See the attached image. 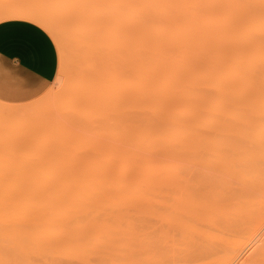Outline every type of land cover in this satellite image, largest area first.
<instances>
[{
  "label": "bare ground",
  "instance_id": "obj_1",
  "mask_svg": "<svg viewBox=\"0 0 264 264\" xmlns=\"http://www.w3.org/2000/svg\"><path fill=\"white\" fill-rule=\"evenodd\" d=\"M51 6L0 11V21L30 20L59 45L78 39L80 45H72L76 52L80 46L75 56L83 59L72 69L79 76L75 71L57 101L61 115L37 132L38 142L0 144V227L10 229L9 238L30 253L106 258L127 239L154 240L136 228L156 212L173 222L167 212L185 211L203 178L218 190L224 172L243 183L250 170L240 176L235 160L251 169L255 163L250 166L241 148L264 141L256 137L264 134V0H68ZM245 99L261 105L246 106ZM23 116L24 109L0 104L6 131L22 128ZM253 128L259 131L254 138ZM243 131L253 140L244 143ZM236 138L243 141L240 149ZM252 146L247 152L255 151Z\"/></svg>",
  "mask_w": 264,
  "mask_h": 264
},
{
  "label": "rangeland",
  "instance_id": "obj_2",
  "mask_svg": "<svg viewBox=\"0 0 264 264\" xmlns=\"http://www.w3.org/2000/svg\"><path fill=\"white\" fill-rule=\"evenodd\" d=\"M58 1L68 0H0V11L15 9L22 5L48 11L51 9V5ZM70 30L71 29L66 31L68 32ZM75 32H78L77 35L80 34L78 29L77 31L75 30ZM79 36L78 38L81 39ZM52 39L56 47L57 65L55 75L48 87L37 97L26 102L6 103L0 101V104L3 107H15L25 110V116L20 119L18 118L21 123V130L16 129L13 131H6L4 127L0 126V144L2 145L13 144V146H15L17 144H22V142H24L23 138L26 140L34 139L33 141L36 139L35 142H38L39 137L37 138V132L44 131L46 125H48L54 117L57 118L61 115V112L57 107V101H59L61 96L64 95L65 92L63 91L66 90L65 88L70 84L74 75H76V72L77 76H79L78 71L75 70V72L73 70L76 69L75 67H78V61L82 59V56H75V54H77L78 51V53L81 54L82 51L81 48H79L80 46L78 47L77 52L74 49L73 45H80V42L79 44H76V40L78 39H75V41L74 39L71 40V44L69 43L70 41L67 40L65 43H62V45H59L53 36ZM69 47H71V49H69ZM73 51H75V53ZM72 60L77 64L76 66L73 64ZM82 68L83 67H81V71ZM72 71L75 72V74ZM244 101L248 102L246 106L252 105L250 104L252 101L251 99H245ZM237 102H241V100L238 99ZM252 103L254 104L255 102L252 101ZM255 104L257 105L260 103L256 102ZM256 116H253V121H258V119L255 118ZM7 119L5 120L7 121ZM250 131L252 133L249 132V134H251L252 137L254 136L255 131L259 132L258 129L255 128ZM237 132L234 137H236ZM240 132H238V135H240ZM243 133L246 132L243 131L242 135ZM260 133H257L256 137L257 135L258 137L261 136V138L264 136L263 132ZM246 134V141H244V143L249 142L247 140L250 138V135L248 133ZM30 135H33L31 136L33 138H30ZM97 137L102 141L109 140L105 134H97ZM238 137L244 138V136ZM253 138H250L251 141ZM234 140H236L234 143L238 141L236 146H240V149L243 141L239 139V142L237 138ZM255 140L258 139H254L252 144L247 143L245 146L253 145V149L260 143V141L259 143H256ZM262 143H264V141L260 143L261 146ZM261 146L259 148L257 147L260 151L264 148V146L263 148H261ZM250 147L248 146L249 149ZM246 148L247 147H243L241 148V151H238H240L242 157L244 155L245 158L250 154L249 157L250 159L252 158V160L249 161V164L250 166H253L254 162L255 170L254 172H251L254 167L251 169L252 167L250 168L249 166H247V170V167L245 168L244 159H242L244 162L241 159L239 161L238 159L235 160V162L237 161V164H240V166H238L234 163V166L236 167L235 169H241V171L243 169L246 171L250 170L249 173L246 171V173L244 171H239L241 172L240 176L244 173L246 174L242 175L245 177V180H242L243 183L238 185L236 181H240L241 179H238L237 176L231 178L233 175L228 178L229 172H224V174H227V177L225 176L224 178H228L229 180L220 177L221 179L218 181L220 182L218 190L212 185L214 184L213 180L203 178L199 181V183L203 185L202 191L189 197L188 200L191 204L185 211L177 212L178 215L176 212L171 214L167 212L171 215V220L173 222L170 221V223H168V220L165 222L164 219L166 216L167 218H170L167 214L165 218H162L165 212L162 214L160 220L159 215L161 214L156 212L158 215L153 213L154 215H151V217L147 219L148 225H140L136 228V233L138 235L143 233L154 235L155 239L151 242L137 238L127 239L118 248V254L106 258L99 257L95 254L89 256L68 257L67 255L47 253L41 250L33 251L31 253L27 252V245L24 242L19 240L15 241L9 238L8 233L10 232V229L8 227H0V264H264V205H261V201H264V169H262V167L264 168V166H262L264 161L260 160L261 157L262 160H264V150L262 151V154L261 152H256L258 150L257 148H254L255 151L252 153L247 152L249 150H246ZM84 149L88 154L91 153L89 150L90 148L87 150V147H84ZM235 152H233V154ZM101 154L102 152H98L95 155L99 157ZM236 154L237 152L234 155ZM252 154L254 155L255 160L253 159L254 157H251ZM240 156L237 154V157L241 158ZM258 156V159L261 162L258 160L256 162ZM234 159H236V156H234ZM257 163H260L259 166H257ZM222 168H224V166H222ZM249 175L251 177H249ZM246 176L251 181H249L250 184L244 185V181L248 182ZM230 180L231 182L233 180V182L229 184ZM230 187H234V191ZM241 195L242 198L244 197L242 201L240 198ZM234 197L238 200L233 201L235 200ZM262 204L264 203L262 202ZM174 213L177 216H174ZM157 216H159V218ZM155 217H157L158 220ZM175 217L179 218L176 220ZM125 230H127V228ZM44 247L45 246L41 245L37 248L43 249ZM148 251L152 253H149V255H152L151 257L147 256Z\"/></svg>",
  "mask_w": 264,
  "mask_h": 264
},
{
  "label": "crops",
  "instance_id": "obj_3",
  "mask_svg": "<svg viewBox=\"0 0 264 264\" xmlns=\"http://www.w3.org/2000/svg\"><path fill=\"white\" fill-rule=\"evenodd\" d=\"M56 65L55 43L44 28L22 18L0 21V101L37 97L52 81Z\"/></svg>",
  "mask_w": 264,
  "mask_h": 264
}]
</instances>
